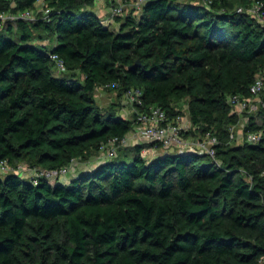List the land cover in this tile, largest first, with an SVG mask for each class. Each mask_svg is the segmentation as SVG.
Wrapping results in <instances>:
<instances>
[{
  "label": "trees",
  "instance_id": "trees-1",
  "mask_svg": "<svg viewBox=\"0 0 264 264\" xmlns=\"http://www.w3.org/2000/svg\"><path fill=\"white\" fill-rule=\"evenodd\" d=\"M254 1L143 0L112 24L95 0H0L35 13L0 28V160L75 162L65 181L0 173V264H264V106L239 114L229 101L264 69V25L237 10ZM97 89L118 100L99 105ZM130 89L134 110L176 122L186 110L181 135L217 137L214 157L127 143L83 166L133 131L120 112Z\"/></svg>",
  "mask_w": 264,
  "mask_h": 264
},
{
  "label": "built area",
  "instance_id": "built-area-1",
  "mask_svg": "<svg viewBox=\"0 0 264 264\" xmlns=\"http://www.w3.org/2000/svg\"><path fill=\"white\" fill-rule=\"evenodd\" d=\"M108 3V21L113 20L115 16L121 15L126 8L127 2L134 1L136 5H139L143 0H104ZM213 0H203L205 5H210ZM38 11H43L42 14L46 15L48 9L37 4ZM238 11L245 10L249 15L255 18L259 23L264 25V1L256 0L249 7H239ZM35 13L31 11H24L19 14H12L6 10H0V28L9 22H13L16 19H33ZM51 58L55 62L56 73H60L64 69L62 59L56 54H52ZM110 86L106 84L105 87ZM250 95L242 97L238 94H232L229 97L230 103L233 105V110L236 113L242 114L251 109L253 101H260V105L264 106V69L254 79L251 84ZM141 91L139 89H130L124 96V104L127 105H139L141 104ZM135 114V126L132 132L124 137H114L107 141L102 146L101 158H110L116 155L117 148L129 143L131 135H137L138 139L148 142H158L161 145V149L164 151H197L199 153L208 154L211 157L215 155L214 145L218 143L217 137L206 134L204 138L188 139L181 135L183 130L189 128V124H184L183 117L177 122L167 118L166 113L160 107H149L147 110L139 111L137 108L134 110ZM230 136L234 137V129L230 128ZM259 134L257 132H248L246 134V140L254 142L258 139ZM75 165L72 162L70 166H63L55 170L30 168L24 163H18L15 167H11L6 160H0V173H6L8 171L29 172L34 184L38 182L40 177L55 180L67 175Z\"/></svg>",
  "mask_w": 264,
  "mask_h": 264
},
{
  "label": "rangeland",
  "instance_id": "rangeland-1",
  "mask_svg": "<svg viewBox=\"0 0 264 264\" xmlns=\"http://www.w3.org/2000/svg\"><path fill=\"white\" fill-rule=\"evenodd\" d=\"M203 0H199V2H202ZM134 1H132V2H130V7L132 6L133 7V5L135 6V4L133 3ZM95 95H96V100H97V102H98V104L99 105H101V106H107L108 104H110L112 101H117L118 100V97H117V95H116V92H112V91H106V90H104V89H97L96 90V93H95ZM121 101H123V96H122V99H120V102ZM122 104H121V107H120V112H121V114L122 113H124L123 114V116H127V117H129V114L127 115L126 113H127V111H125V110H123V108L125 109V106L123 105L125 102L123 101V102H121ZM261 105H260V101H253L252 102V106H251V109L250 110H248V111H246L248 114L249 113H254L255 111H257L258 110V108L260 107ZM243 114V113H242ZM183 116L186 118V120H188V113L186 112V110H185V112H184V114H183ZM246 119H247V117L246 116H244V118H242L241 119V121H240V123H239V127H238V129H237V127H236V129H237V131H236V135H237V137H238V139H237V141L238 142H241L242 140H243V138H244V136L242 135L243 134V131H242V128H243V125H244V121H246ZM186 125H187V121H186ZM183 131H185V130H183ZM184 138H185V136H184ZM130 142L128 143L129 145H130V143H132L133 144V142H134V144H140V143H145V142H148V141H145V140H139L138 139V137H137V135L135 136H133V135H131L130 136ZM151 154V151H149V150H146V151H144V155L145 156H149ZM100 157H102V155H100L99 153L98 154H95V156L93 157L94 159L93 160H97V159H99ZM96 158V159H95ZM79 164V163H78ZM77 168V167H76ZM40 169V168H39ZM61 178V177H60Z\"/></svg>",
  "mask_w": 264,
  "mask_h": 264
},
{
  "label": "crops",
  "instance_id": "crops-1",
  "mask_svg": "<svg viewBox=\"0 0 264 264\" xmlns=\"http://www.w3.org/2000/svg\"><path fill=\"white\" fill-rule=\"evenodd\" d=\"M130 2H132V1H129V3L126 4V11L127 12H128L129 9L132 8V6L130 7ZM37 4H39V3H37ZM135 6H136V4H135ZM133 7H134V5H133ZM92 10L103 20V22H105V23L111 22L112 24L114 23L113 20H109L108 21V10H109V7H108V3H106L104 0H95L94 5L92 6ZM121 102H123V101H121ZM123 105L125 106V109L123 108V110L127 111V113H126L127 115L129 114V117H127V116H124V117H127V118L132 117V114H133L132 107L129 106V105H125V104H123ZM123 114L124 113H122V115ZM186 121H187V124H189V120H186V118L183 117L184 124H186ZM149 151H151V154L155 153V151L153 149H149ZM93 159L94 158H92L91 161H89V163H81V164L83 166L87 165V167H88V166L92 165L93 163H96L97 160L102 159V158L100 157L97 160H93ZM27 174L29 175V172H27ZM68 174L65 175L64 177H61L60 180H64V181L67 180L70 177Z\"/></svg>",
  "mask_w": 264,
  "mask_h": 264
},
{
  "label": "water",
  "instance_id": "water-1",
  "mask_svg": "<svg viewBox=\"0 0 264 264\" xmlns=\"http://www.w3.org/2000/svg\"><path fill=\"white\" fill-rule=\"evenodd\" d=\"M133 66H135V65H133ZM132 67V66H131Z\"/></svg>",
  "mask_w": 264,
  "mask_h": 264
}]
</instances>
